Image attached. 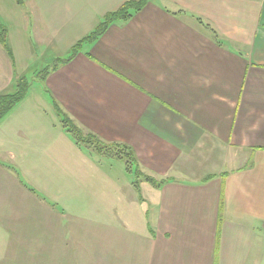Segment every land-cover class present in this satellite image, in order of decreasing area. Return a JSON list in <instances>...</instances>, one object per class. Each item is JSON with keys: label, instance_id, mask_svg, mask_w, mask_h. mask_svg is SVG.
I'll list each match as a JSON object with an SVG mask.
<instances>
[{"label": "crops", "instance_id": "0c3cea01", "mask_svg": "<svg viewBox=\"0 0 264 264\" xmlns=\"http://www.w3.org/2000/svg\"><path fill=\"white\" fill-rule=\"evenodd\" d=\"M126 1L0 0V96L29 67L10 25L53 61ZM35 81L0 121V264H264V0H151ZM54 101L169 181L138 191Z\"/></svg>", "mask_w": 264, "mask_h": 264}, {"label": "trees", "instance_id": "16d2710c", "mask_svg": "<svg viewBox=\"0 0 264 264\" xmlns=\"http://www.w3.org/2000/svg\"><path fill=\"white\" fill-rule=\"evenodd\" d=\"M15 1L20 6L24 5V0ZM149 1L151 0H128L123 3L118 9L105 14L103 17H101L99 24L87 36L78 41L72 47L68 56L58 57L55 60L57 62L56 64H54L53 70H55L60 63H66L72 60L80 52L82 46L85 43L95 41L105 33L110 25L115 23H123L131 19L134 14L143 9ZM198 20L202 24H204L201 19ZM204 25L211 30L214 37L218 40L216 31L209 25ZM8 34L9 33L7 26L0 23V45H2L6 52L11 55L12 50L9 44ZM49 73L50 72L43 74L42 71L40 74L37 73V75L34 71V74L33 72H29L28 74H24L20 78H18L13 90L8 94L0 96V121L3 120L17 104L25 99L31 86L34 83V77L42 76L38 78L45 81ZM54 108L58 116L60 117L63 127L74 138L79 146L90 149L92 152L104 156L108 159L123 162L126 166L127 171L134 176L133 185L138 191L140 190V186L143 182L150 183L155 187H161L164 183L168 182V179L157 180V178L143 172V170L140 168L138 158L132 146L122 142H106L102 140L98 135L86 132L84 129H82L56 101H54ZM13 168L15 169V167ZM29 188L32 191H35V189H33L32 187Z\"/></svg>", "mask_w": 264, "mask_h": 264}, {"label": "rangeland", "instance_id": "374dc122", "mask_svg": "<svg viewBox=\"0 0 264 264\" xmlns=\"http://www.w3.org/2000/svg\"><path fill=\"white\" fill-rule=\"evenodd\" d=\"M10 26H11V31L14 32V35H15L16 40L19 43H21L22 44V47H23V50H20L21 58H18V55L16 53V68H17V71H19V69L22 66L21 65L22 63L19 61V59L22 60L23 63H27V65L29 66L28 69H27L28 71H26L25 74H28L29 72H31V73L33 72V74H34V71H35V74H37V73L40 74L42 71H43V74H46L47 72H50L51 70H53V66L57 62V61H55L56 59L53 60V61H46L45 59L39 58V56H40V53L39 52L41 51L39 47L41 45L38 42L36 43L33 39H31V36L30 35H27L25 33H21V31L19 30V28L16 25H10ZM87 35H85V36H87ZM21 44H20V46H21ZM32 68H34V69H32ZM21 76H19V78ZM38 77H42V76H38ZM38 77H34L33 80L34 81L35 80H39L40 78H38ZM42 82L43 81H39V82H36L35 81L34 84H35V86H37L38 84H41ZM64 162L65 161L61 159L60 164H62L66 168H68L70 166V168L72 170H78V167L79 166H78V163L75 160L70 159L69 161H67V163H64ZM115 162H119V161H115ZM119 163H121V162H119ZM139 165H140V162H139ZM140 168L142 169L141 165H140ZM126 171H127V169H126ZM143 172H145V171H143ZM127 173H128V175H129V177H130V179L132 181V184H133L134 176L131 173H129L128 171H127ZM146 174H149V173H146ZM161 179H165V178H161ZM161 179L160 178H157V180H161ZM168 181H169V179H168ZM144 183H147V182H144ZM148 184L150 186H152L153 188H155V189H161L163 186L166 185V183H164L161 187H155V186L151 185L150 183H148Z\"/></svg>", "mask_w": 264, "mask_h": 264}]
</instances>
